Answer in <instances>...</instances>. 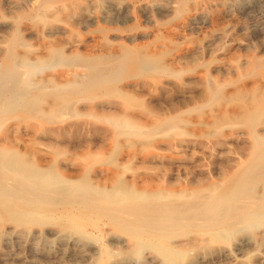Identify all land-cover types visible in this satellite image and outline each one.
<instances>
[{
  "label": "rangeland",
  "instance_id": "obj_1",
  "mask_svg": "<svg viewBox=\"0 0 264 264\" xmlns=\"http://www.w3.org/2000/svg\"><path fill=\"white\" fill-rule=\"evenodd\" d=\"M257 1L0 0V66L16 34V51L33 62L50 48L53 58L59 50L79 62H51L42 74L51 77V98L35 106L37 114L4 116L0 146L54 164L66 177L82 176L92 189L142 195L135 204L156 203L143 196L183 194L206 202L216 190L222 207L259 199L264 188L253 172L264 165L256 161L264 158V5ZM246 3L251 7L242 8ZM100 57L105 61L96 68L80 67ZM74 70L82 73L78 85L55 90ZM45 206L38 210L47 213L29 220L0 210V264H79L50 238L56 218ZM164 223L140 226L185 241L180 264H264V226L257 221L212 242L198 234L210 221ZM105 230L99 224L89 230L99 248L109 247ZM113 235L126 242L112 250L120 264H165L153 248H135L126 232ZM251 237L254 247L238 252V241Z\"/></svg>",
  "mask_w": 264,
  "mask_h": 264
},
{
  "label": "bare ground",
  "instance_id": "obj_2",
  "mask_svg": "<svg viewBox=\"0 0 264 264\" xmlns=\"http://www.w3.org/2000/svg\"><path fill=\"white\" fill-rule=\"evenodd\" d=\"M257 5H264V0H258ZM242 6V8L251 7V5L248 3ZM235 7H237V5ZM16 35L17 36L14 37V40L17 42L19 40V34ZM15 41H12L10 43L0 66V123H2V121L4 120V116L6 117L11 113L37 114L39 110L35 109V106H37V104L43 99L47 100L51 98V77L42 75L43 72L51 70V62L53 64L55 62H64L66 64L74 65L79 64V62H77L78 59L76 58L65 59L66 56L59 50L57 51V54L56 56H54V58L51 57V48L49 49L46 56L36 58V61L33 62L28 55L18 54V52L16 51L17 43ZM21 45H24V43H22ZM140 55H138L137 57L139 58ZM77 56L79 57L80 55ZM93 56L95 57V55ZM88 58L84 59V64L80 65L81 68L89 67L91 69H94L96 68V66H98L102 59H104L103 61H105L104 57H100V60L98 58L91 60ZM111 59L110 61H112ZM138 60L133 59V61H136V63ZM144 60L147 62L148 58H144ZM119 61L118 63L120 64L123 63L121 61L125 60L121 59ZM141 61L143 62V60ZM98 68H100V66ZM80 74L82 73H80L79 70H74L73 78H69L66 80V82L56 85L54 89L57 91H61L63 89L66 90L76 87L78 85L79 78L82 77ZM89 79H91V76ZM57 106L58 105H56L55 107ZM49 112L51 113V106ZM256 161H259L257 163L264 164V158ZM263 166L264 165H260V168L259 166L255 168L253 175L256 176L260 174V183H262L264 188ZM253 178L255 179V177ZM253 180L251 181V183L253 182ZM235 181H233V184L234 182L238 183L237 180ZM124 191L125 190L118 187L111 189H92L89 187L88 183H86V180L82 176L66 177V175L57 171L54 164H51L50 166L45 165L41 161L37 162L31 159L29 156L19 153L14 148L8 146H0V210L2 211V213L13 212L11 213L13 216L19 215V217H25L26 220H29L32 217H37L40 214L47 213V211L45 212L38 210L39 206H49L51 208V218H56V220L51 221L50 238H55L54 240L56 241V243L54 241L53 242L62 251V255L64 258H73V256L75 255L77 259L74 258L73 260L79 262V264H120L119 262L115 261V253L112 250H115L116 248L119 249V247L123 246L122 244L125 245L126 242L123 241L120 237H114L113 233L115 232V230L126 232V234L128 235L127 241L135 246V248L150 247L156 250L165 264H180L178 260L179 256L182 255V250L180 251V249L186 242L184 241V244L180 242V245L176 242L177 239L169 238V234H166L165 231L160 229L157 230L158 233H150L148 227L150 228L151 225H146L147 227L140 226L141 223L145 222H165L166 224H168L166 225L168 227L175 224H177L178 226L188 227L204 223L205 221H210L209 225H205L204 228H201L198 234L201 235L202 239H209V241L211 242L220 241L224 239L226 235L231 234L232 232L251 222L255 223L257 221L260 223V227L264 226V191H262L263 196H261L259 199H240L238 203H236V205H228L225 207L220 206L218 203V199L214 197V194L217 190L213 192L214 194L204 199H207L206 202L203 201L204 197H202V199H196L197 197L195 196L183 197L184 194L183 196H177L173 194V197H171L170 195L164 196V198H160L161 200H159L158 197L152 195L143 196V199L154 200L156 201V203L141 202L140 204H135V200L137 201L138 199H140L142 195L133 196L125 193ZM237 191L238 188L236 191L228 194L225 200H227V202L231 201L234 196H237ZM202 192H204V190H202L201 193ZM256 192H258V190ZM259 193L260 192H258V195ZM199 201L201 202L198 203ZM17 211L19 212L17 213ZM50 212L48 211V213ZM95 213L101 214V216L98 217L99 221H94L95 218L97 219V217H94L96 215ZM59 217L61 219L58 220ZM98 224L99 226L106 228L105 234L108 238V248H99L97 246V242H94V240L91 239L89 230L91 228H94V226H98ZM172 226H170V228H172ZM163 227L164 226H162V228ZM168 227L166 230L169 229ZM15 228L17 229V227ZM152 228L151 230L155 229ZM156 229H158V227H156ZM65 230H67L69 232L68 234L71 235H68L66 233L68 236L61 237L62 234L65 233ZM39 235L42 236V234ZM262 239L258 240V243L259 241H262ZM85 240H88L87 243L85 242ZM207 240L205 241L207 242ZM253 241L254 240L252 239V237L244 238L240 240V242L238 241V252H242V254L244 255L245 252L250 251L254 243ZM228 248L230 249V247ZM258 249L259 248H257L256 250ZM254 250L255 249H253V252ZM186 253L188 252H185V254ZM188 254L191 253L189 252ZM3 257L5 258V256ZM188 259H190V257ZM31 264L35 263L32 262Z\"/></svg>",
  "mask_w": 264,
  "mask_h": 264
}]
</instances>
